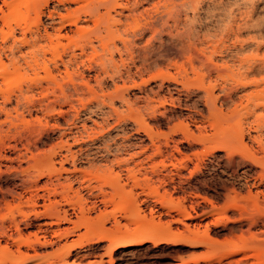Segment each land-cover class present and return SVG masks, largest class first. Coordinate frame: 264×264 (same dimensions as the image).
<instances>
[{
	"label": "rangeland",
	"instance_id": "1",
	"mask_svg": "<svg viewBox=\"0 0 264 264\" xmlns=\"http://www.w3.org/2000/svg\"><path fill=\"white\" fill-rule=\"evenodd\" d=\"M2 1L0 264H264V0Z\"/></svg>",
	"mask_w": 264,
	"mask_h": 264
},
{
	"label": "bare ground",
	"instance_id": "2",
	"mask_svg": "<svg viewBox=\"0 0 264 264\" xmlns=\"http://www.w3.org/2000/svg\"><path fill=\"white\" fill-rule=\"evenodd\" d=\"M3 2V4H4V6H6L7 7V12L6 11H3V9H1V12H2V17H3V21H4V24H9V22L10 21H14L18 26H21L20 24L21 23H23L22 21H26V17H25V19H24V15L26 16V14H25V12H28L29 11V9H30V2H31V0H11V1H9V2H6L5 0H3L2 1ZM103 3V0H101V2L98 4V5H100V4H102ZM97 5V6H98ZM87 6V7H86ZM97 6H95V5H89V2H87V4L85 5V11H87V13L88 14H91L92 12H93V10L95 9V7H96V9H97ZM99 9V8H98ZM97 9V10H98ZM25 10H27V11H25ZM36 10V9H35ZM50 16L52 17L53 16V12L52 13H50ZM78 29V27L76 28V30ZM79 29H81V28H79ZM84 30L83 29H81L80 30V32H83ZM9 34V33H8ZM12 34V33H11ZM127 51L130 53V55L132 54V49H131V51L127 48ZM159 51V50H158ZM158 51H157V53H158ZM146 52V51H145ZM148 52H150V53H148ZM147 52V55L149 54H153L154 53V51H153V53L151 52V51H148ZM162 51H159V53L158 54H154V55H156V58L154 59V60H157V58L158 57H160V56H162ZM149 55H148V57H149ZM145 56V58L143 59V57ZM143 57H142V59L143 60H141L140 61V66L139 65H137V66H135V67H133L134 69H132V68H130V67H128L127 69L125 68L124 69V71L123 70H119L120 68H118V66H117V69H116V71L117 72H115L114 73V75L116 74L117 75V80L118 79H120V80H122L124 83L123 84H126L125 82L128 80V81H133V84H131V86H128V88H130V87H136V88H139V89H141V87H140V85L139 84H137L135 81H134V78L135 77H137V76H143V74L144 73H147V72H149L151 69H150V67H151V65L154 63V64H156L155 63V61L153 62L151 59H149V58H147V56H146V54L144 55ZM151 57V56H150ZM112 59V58H111ZM153 62H151V61ZM121 61H123L122 59H121ZM143 62V63H142ZM153 64V65H154ZM133 65H135V64H133ZM116 66V65H115ZM153 67V66H152ZM251 72L252 71H259V70H250ZM250 72V73H251ZM152 73H150V76L147 78V79H145V80H142V84L143 85H145V84H148L150 81H154V80H156V79H158V77L161 79V80H163L164 79V77H162V74H161V72H159V71H157L156 73H154V74H152ZM6 75H7V73L6 72H4V73H2V76L3 77H5V78H7L6 77ZM115 75V76H116ZM98 76V75H97ZM96 76V77H97ZM95 77V78H96ZM102 80V79H101ZM101 80H99V81H101ZM163 82V81H162ZM160 83V84H163V83ZM162 85H160L159 87L160 88H162L161 87ZM127 88V86H125V85H123V88ZM159 88V89H160ZM159 89H157L156 91H154V96H155V92H158V90ZM149 90H151L150 92L152 93V89L150 88ZM161 90V89H160ZM116 93H117V96H118V98L120 99V100H126V98H125V93L123 92H120V88L118 87V86H116ZM146 93V92H145ZM149 94V93H148ZM147 93L145 94L146 96V98L148 97V98H151V97H149V96H147L148 95ZM153 94H151V96L153 95ZM158 95H156L155 97H159L160 96V94L159 93H157ZM65 96V98H64V101L65 100H67L68 101V98L66 97L67 95H64ZM145 97H144V99H145ZM153 97V96H152ZM155 97H153V99L155 98ZM136 98V97H135ZM143 98V97H142ZM142 98H136V100H135V102H136V104H137V102H138V100L140 101ZM147 98V99H148ZM152 99V98H151ZM151 99L150 100H146L147 101V104L149 103V102H151ZM152 99V100H153ZM69 101H70V99H69ZM145 101V102H146ZM149 101V102H148ZM154 101H156V100H154ZM174 102V101H173ZM139 103V102H138ZM172 103V102H171ZM69 104V103H68ZM71 105V102H70V104H69V106ZM172 105H174L173 103H172ZM85 129H86V127H85ZM83 130H84V125H83ZM73 139H75V138H73ZM67 141V140H66ZM67 143V142H66ZM68 144V143H67ZM106 146L107 147H110V146H108V144H106ZM119 146V145H118ZM118 146H117V148H118ZM122 146V145H121ZM107 147H103V148H107ZM124 147V146H123ZM116 148V149H117ZM71 149V147H70V143H69V147L67 146V150H70ZM110 148H107L106 150H108L107 152H108V154H110V150H109ZM119 149H123V148H121V147H119L118 148V150ZM66 150V151H67ZM120 151V150H119ZM119 151H117V152H119ZM122 151V150H121ZM71 153H75V152H73V151H70ZM104 152H106V151H104ZM106 152V153H107ZM67 153V152H66ZM69 153V152H68ZM67 153V154H68ZM106 153L104 154L105 156H106ZM67 154L65 155V159H68L69 157L67 156ZM103 156V155H102ZM138 155H136L135 153H132V154H130V155H128V157H123V156H121V155H119L118 156V154H116V155H114L113 154V159L112 160H106V163H105V161H104V163H105V165H104V168L102 169L103 171H108V169L109 168H107L106 170H104L105 169V167H110V169H112L113 170V166L115 165V166H117L118 168H120V169H122V168H124V170H126V173L128 174V175H130L131 174V172L133 171V168H130V165H129V163L130 162H134L133 164H134V166H136L137 164H140V162L141 161H139V162H137L138 160H136L135 161V159L136 158H138L137 157ZM70 157H71V162L72 163H74L73 161L75 160V157H76V155H72V154H70ZM104 157V156H103ZM106 158H107V156H106ZM105 158V159H106ZM96 166V165H95ZM101 168V166H97V167H95L96 169H98L99 170V168ZM119 169V170H120ZM111 170V171H112ZM110 171V170H109ZM110 171V172H111ZM121 171V170H120ZM114 175H116L115 176V178H114V183L112 184L113 185V188H116V189H121V188H123L125 185H126V182H121V180H120V177H121V175L119 176V173L117 174V173H115ZM64 214H65V212H64ZM187 216H189V214L188 213H185L184 214V216L183 217H187ZM60 218V220L62 219V220H66V214L65 215H63V217H59ZM105 237V235L104 234H99L98 236H97V238L98 239H102V238H104ZM131 242V240H128V239H126V238H120V239H118L117 241H110V246H109V255L110 254H112L113 253V251H114V249H116V248H118V247H125L126 245H128V243H130ZM234 252H236V251H234ZM3 259H2V257H0V261H2ZM26 260V257H23L22 259H21V261H25ZM11 263H13V261L11 262ZM178 264H185L184 262H180V263H178ZM193 264H195V263H193ZM235 264H238V262L236 261L235 262Z\"/></svg>",
	"mask_w": 264,
	"mask_h": 264
}]
</instances>
